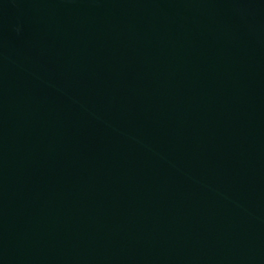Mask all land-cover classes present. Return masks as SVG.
I'll list each match as a JSON object with an SVG mask.
<instances>
[{"label":"water","instance_id":"95a60500","mask_svg":"<svg viewBox=\"0 0 264 264\" xmlns=\"http://www.w3.org/2000/svg\"><path fill=\"white\" fill-rule=\"evenodd\" d=\"M0 264H264V0H0Z\"/></svg>","mask_w":264,"mask_h":264}]
</instances>
